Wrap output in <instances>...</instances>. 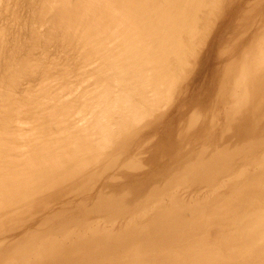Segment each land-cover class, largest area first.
Listing matches in <instances>:
<instances>
[{
	"label": "bare ground",
	"instance_id": "bare-ground-1",
	"mask_svg": "<svg viewBox=\"0 0 264 264\" xmlns=\"http://www.w3.org/2000/svg\"><path fill=\"white\" fill-rule=\"evenodd\" d=\"M110 189L159 193L112 222ZM0 264H264V0H0Z\"/></svg>",
	"mask_w": 264,
	"mask_h": 264
},
{
	"label": "rangeland",
	"instance_id": "rangeland-1",
	"mask_svg": "<svg viewBox=\"0 0 264 264\" xmlns=\"http://www.w3.org/2000/svg\"><path fill=\"white\" fill-rule=\"evenodd\" d=\"M229 58H231V57L229 56ZM203 75L201 76L202 78H199V80L197 81V84L199 86L203 85V82H204L203 80L205 78V76H203ZM202 94H204L203 90L200 89L196 92L195 96L199 98V97H201ZM190 100H188V101H190ZM204 107H207L206 104L202 105L197 100L194 104L191 105L190 112L184 116L185 119L189 118L191 111H193L195 109L199 110V113H200V111H203V110L205 111L206 109ZM158 127L159 128L156 127L157 129L154 128L148 134H146L144 136V141H149V142L153 143L156 140L155 138H159L158 140H159V144H160L163 142V139L166 136H168V134L172 131L171 127L162 128V127H164V125L162 127H160V126H158ZM250 140L252 141V140H254V138H251ZM245 146H247V144ZM151 147L153 149V145ZM147 149L149 150V147H147ZM142 151H144V149H142ZM233 154H234V150L233 151L227 150L226 157H225L226 158V163H225L226 167H228V163L233 158ZM161 155H162V153L158 152L156 154V157H157L156 159L160 158ZM143 178H144V176L141 179H143ZM99 187H100V185H99ZM99 187H98V189H99ZM179 191H180V195L185 196L187 198H184V197L181 198L178 206H176L175 208H166L167 209V218H169L170 220L180 219L181 222H185L186 220L188 221V218L191 216V214L193 212L192 207L195 203H197L196 201L198 198L195 201L191 202L188 198H190L194 194V192L189 194L187 191H183V189H181ZM158 193L159 192H154V191L149 190V189L134 190V191L121 190V189H110V190H106L103 193L104 196L101 198H96L94 196L95 195V193H94L93 194V196H94L93 200L96 199L97 201L95 200L96 203H94L95 201H92L93 203H90L92 205H90L87 208L94 209L95 207L99 206V208H101L104 211L105 217L106 218L111 217V219H112L111 221L113 222L122 212L132 211L134 209V207L132 209H130L131 205H128V204L132 203V200H135V198H138L139 201L142 200L143 202L141 203L142 204L141 206L144 207L145 202L149 198L158 195ZM196 194L201 195L199 192H196ZM152 200L153 199H150V201H152ZM79 202H80V199H76L75 201H73L69 205L70 210L76 212V206H78ZM141 206L138 208V212L141 211V209H142ZM61 209L58 210L59 213H61V211H64ZM147 209H148V207H147ZM67 210L64 211V213H67L68 212ZM64 219L65 218L62 217V214H60V215L57 214L56 216H54L50 220L51 224L46 223V224L42 225L40 227V230L41 231H47V230L48 231H50V230L56 231V230H59L60 228H63V227H64V229H66V227H68L67 225H70L71 227H69L68 230H64V231L61 230L60 232H58V235H60V237H62V236L67 237L68 235L70 236L69 233L73 232L72 231L73 229H75V231H76V233H74V236L83 235L85 233V231H86L85 229L87 228V226L82 225L83 223L74 225V223L71 222L69 224L64 223V225H63ZM40 222H41L40 219H37L33 223L32 227H35V226L39 227L41 225ZM108 225H109L108 230L107 231L104 230V231H102L104 233H101V238H102L101 240L99 238L97 242H93V243L90 242L87 244L89 247H93V246L96 247V248L92 249L93 252H95V249H98V251H100L104 248H111V246L116 247V246L120 245L124 240L127 239V236L122 233V231H124V230H121V226H119L117 224L115 225L114 223H113V225L108 223ZM124 227H125V224H124V226H122V228H124ZM19 234H20V231H19L18 235ZM95 245H98V246H95ZM102 255L103 254L100 253V255H98V256L96 255L95 258H98V259L107 258L106 256H102Z\"/></svg>",
	"mask_w": 264,
	"mask_h": 264
}]
</instances>
